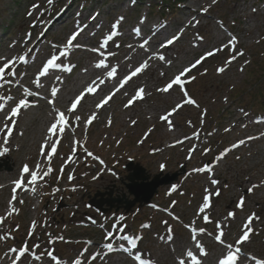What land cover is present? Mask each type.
<instances>
[{
    "label": "rangeland",
    "instance_id": "rangeland-1",
    "mask_svg": "<svg viewBox=\"0 0 264 264\" xmlns=\"http://www.w3.org/2000/svg\"><path fill=\"white\" fill-rule=\"evenodd\" d=\"M162 3V0H0V58L11 60L27 54L31 60L20 64L17 59L16 76L0 80V98H4L0 101V115L6 121L0 123V129L4 124L11 126L5 117L10 116L18 101L29 100V96H22L14 101L17 90L25 92L31 86L29 91L38 93L32 96L37 106L23 110L15 127L14 151L0 155V175L19 170L14 182L23 177L25 165L29 169L36 166L39 142L49 136L47 121H52L51 124L56 121L57 110L67 116L71 103L84 90L82 86L76 87L75 96H69L63 104L59 102L60 95L75 88L77 78H84L82 82L94 80L93 65L103 60L109 70L121 67L119 84L142 65L145 61L142 56L150 46L134 47L131 51L126 49L131 43L121 47L120 40L129 30L140 29L142 37L158 48L169 36L157 45L160 39L149 33L155 25H167L173 34L181 32L184 37L171 46L174 50L162 47L159 56L165 59L154 56L137 74V79L129 81L112 101L101 103L109 95V91L104 92L90 110L83 112V108L78 115H70L57 137L56 154L51 155L50 149L45 153V171L50 168L51 172L47 176L42 173L43 180L36 183L39 195L30 192L21 195L29 186L24 177L27 185L20 191L14 182L0 189V218H3L0 236L5 237L0 239L1 258L13 252L11 249L19 253L27 247L24 264H32L41 253L45 254L43 264L69 260L67 256L69 264L76 261L105 264L102 258L107 264H131L133 259L128 263L125 261L128 257L118 252L127 245L118 237L131 238L132 231H136L138 253L156 264H178L188 249L197 251L194 247L197 240L208 252L206 257L199 254L201 264H217L216 259L225 251L215 238L222 230L225 244H232L233 251L241 249L240 262L245 253L251 261L253 256L264 259V0H183L180 6L175 2ZM77 12L86 21L95 18V23L90 31L73 41L67 55L61 56L65 70L40 76L47 60L63 52L69 39L84 25L75 23L78 17L72 15ZM186 22H192L189 32ZM109 35L111 40L107 39ZM233 37L237 43L224 47ZM29 39L30 47L22 49ZM86 40V45L91 44L85 47ZM105 48L110 52L106 53ZM89 49L99 51L86 53ZM210 51L214 54L208 56ZM133 52L139 55L131 58L129 54ZM41 56L48 59L40 67ZM197 60L201 63L182 77L183 90L176 85L167 93L158 90ZM221 67L225 68L222 73L218 71ZM36 80L40 81L41 91ZM18 85L23 87L17 88ZM139 85H143L140 88H144L146 100L140 104L134 100L125 107ZM53 88L58 89L55 97L51 95ZM43 95L51 98L41 100ZM187 99L196 103L188 104ZM100 104L105 109L98 120H93ZM54 106L58 108L56 111ZM128 114L131 118H126ZM77 116L79 120L75 119ZM165 116L167 120L162 119ZM37 117L46 122L36 124ZM17 119L18 116L13 121ZM6 131L0 130V144ZM77 151L82 154L74 167L64 169L63 161L69 160L65 153L69 152L71 158ZM130 161L141 164L152 176L162 171L175 172L184 164L188 172L176 186L161 188L152 205L135 208L128 215L115 209L103 215L91 208L89 203L99 192L105 193L104 198H110V192L115 199L123 198L124 194L133 198L125 186L129 175L125 166ZM210 166L215 167L209 170ZM213 179L219 182L216 186L210 184ZM83 181L88 185L75 186ZM216 191L219 196L213 195ZM209 196L211 207L201 212ZM241 198L243 208L237 207ZM229 212L235 216H228ZM250 217L249 240L237 243ZM122 225L127 227L120 232L117 229ZM201 228L205 229L202 236L193 234L194 229ZM108 243L113 248L103 249L102 245ZM96 254L99 257L93 260Z\"/></svg>",
    "mask_w": 264,
    "mask_h": 264
},
{
    "label": "snow or ice",
    "instance_id": "snow-or-ice-1",
    "mask_svg": "<svg viewBox=\"0 0 264 264\" xmlns=\"http://www.w3.org/2000/svg\"><path fill=\"white\" fill-rule=\"evenodd\" d=\"M50 2H51V0H50ZM117 26L118 25H113L114 28L117 27ZM139 31H140V29H137V32H139ZM77 35H78V33L74 34L69 39V41L67 42V44L65 46V50L63 52H60L58 55H53V56H51L50 59L47 60L46 65L43 67L42 71L40 72V76L46 75L49 72V69L59 68V67L62 66V62L61 63H57V61L60 60L61 56H65V55L68 54L67 53V48L73 46V41L76 40ZM179 38H180L179 36H174V37L168 39L164 44H162L161 47H167L169 45H172ZM107 39L111 40L112 36L109 35ZM200 39H202V38H200ZM236 43H237V40H236L235 37H233L228 42V44L225 45L224 47L234 46ZM142 47H143V45H142ZM93 51H99V49H93ZM217 51H219V50H217ZM213 54H214L213 51H210V52L207 53L208 56H211ZM240 54L243 55V53H240ZM101 55H103V53H101ZM234 58L235 57H233V59ZM3 59L4 58H0V60H3ZM17 59L23 61L25 59V57L21 55L19 57H13L11 60H5V62H3V65L0 66V80H5L6 77H14V76H16L15 65H16ZM159 59L164 60L165 58H164V56L161 55V56H159ZM200 63H201V60H197L194 64H192L191 66L185 68L180 74L176 75L164 88L158 89V90L167 93L170 89L173 88V85L179 86L183 90L185 81L182 79V77L185 76L188 72L191 71L192 68L196 67V65H198ZM147 66H148L147 62H145L140 67H137L134 71H132L129 75L124 77L123 80L119 83V87H117L115 89V91H119L120 88H123L124 85L127 84V82L132 79V77H134L138 73L142 72ZM97 67L98 68H107V66L105 65L103 60H101L97 64ZM6 70H10V71H6ZM68 70L71 71V69H68ZM218 71L222 73V72L225 71V68L221 67V68L218 69ZM107 75H108L109 78H112V77L116 76V68H112L111 70L107 71ZM35 83H36L37 87L41 86L39 80H36ZM99 83L102 84V83H104V81L100 80ZM98 86L99 85H98L96 80L92 81L89 85H87L86 88L80 93V95H78L74 99V101L71 103V107L68 109V112L72 113L73 110L76 109L77 105H79L81 103V100L83 99L84 95L85 94L95 93L97 91V87ZM57 91H58V89L53 88L52 91H51V95L53 97H55L57 95ZM25 92H26L27 96H29V97L38 94V93H34L32 91H29L27 89H25ZM114 94H115L114 92L110 93L101 103L102 104H107L108 101L112 98V95H114ZM143 95H144V89L143 88H139L137 90L135 96L128 101V104H126L125 107H128L129 105H131L134 100L142 99ZM185 95H187L186 91H185ZM2 99H4V98H0V100H2ZM7 99L11 100L12 97H7ZM186 103L195 104L196 101L192 100V99H187ZM99 106L100 105H97V107H99ZM28 107H30L29 100L20 99L18 101V103H17V106L11 110L10 116L6 115L5 119H13V118H15L17 116V114L21 111V109H27ZM0 110H2V109H0ZM57 114H58V116H57L56 121L53 122L50 125L49 136L46 137L44 145H42V148L46 146V147H48L50 149L51 155H55L56 154L57 145L59 144V140L58 139H52V137H55L59 132H63L64 127L67 125V122H68V119H69V117L66 116L63 111L57 110ZM75 119L79 120L80 117L77 116V117H75ZM162 119L167 120V116L162 117ZM90 122L91 121H89V123ZM3 129L7 130L6 134H5V137H4V140H3V143L7 144L8 143V137H10L11 133H12V127L9 126L8 124H4L3 125ZM3 129H0V130H3ZM49 139H51V141H52L51 144L48 143ZM240 143H244V141H241ZM7 151H8V149L5 148L4 152H7ZM4 152H0V155H3ZM51 155H49L47 157L49 162L51 161ZM88 155H92V153H88ZM39 168H40V166L37 165L36 166V171H33V172L30 173L31 174V181L29 182L30 184H35L37 179H38V177L41 175V173L39 171ZM197 171H201V169H197ZM23 172L24 173H29L30 172V169H29L28 165H25L23 167ZM50 172H51V169L49 168L48 171L43 172V175L47 176V175L50 174ZM23 182H24V179H23V177H21V179L19 181L15 182V183H16L17 187H20V185ZM211 182H212V184H218L219 183L215 179H213ZM253 187H257V186H253ZM173 190H175V189H173ZM31 191L35 192L36 191L35 187H32ZM213 195L219 196L220 193H219V191H216ZM13 200H15V196H13ZM210 201H211V197L210 196L205 198V202L203 204V207L200 209L201 212H203L205 209H208V208L211 207V202ZM237 207H239V208H243L244 207V199L243 198H241V200L238 202ZM13 211H16V210L13 209ZM9 215H11V213H9ZM228 216L234 217L235 213L229 212ZM204 219L207 221L208 217L205 216ZM2 220H3V218H0V221H2ZM120 220L123 221L124 217H120ZM251 223H252V217H250L248 219V221L244 224L243 227H244L245 230L243 231V234L240 237V239L237 241V243H243V242L249 240V234L252 231V229L250 227ZM33 226H35V222H33ZM126 227H127V225H122V226L118 227L117 230L120 231V232H123L124 228H126ZM193 231L195 232V229ZM199 231L201 233H203V232H205V229L201 228V229H199ZM223 235H224V233L221 230L220 234L215 237L216 240L219 241L220 244L223 245L224 248H225V252L222 253L221 256L218 258L217 264H238L239 254L241 253V249L239 247H237L233 251V245L232 244H225L224 240L221 239V237ZM109 238H111V237H109ZM0 239H5V237L0 236ZM124 239L128 240L129 237L125 236ZM192 239L196 240L195 235L192 236ZM131 243H132L133 246H135L136 245V240L132 239ZM105 247L111 250L113 248V245L111 243H108V244L105 245ZM194 247H195V249L197 251L194 252L191 248L188 249L186 251V253H185V258H191V264H201V259H199L198 256H199L200 253H203V255L206 256L207 252L204 250L203 244H201L198 240L196 241V244H195ZM11 251L15 252V251H17V249H11ZM28 251H29V249L27 247L23 248L22 250L19 251V256L20 257L25 256V254ZM49 255H51V253H49ZM97 255H99V254H97ZM244 255H247V254L245 253ZM37 258L39 259V257H37ZM96 258H97L96 256L92 257L93 260H95ZM185 258H180L178 260V264H185ZM135 259L141 261V264H155V262L150 260V259L142 260L139 255H137L135 257ZM251 259L255 262V264H264V259H257L254 256L251 257ZM12 264H18V261L14 259ZM76 264H80V261H76Z\"/></svg>",
    "mask_w": 264,
    "mask_h": 264
},
{
    "label": "bare ground",
    "instance_id": "bare-ground-1",
    "mask_svg": "<svg viewBox=\"0 0 264 264\" xmlns=\"http://www.w3.org/2000/svg\"><path fill=\"white\" fill-rule=\"evenodd\" d=\"M73 15H77V17H78V19H76L75 20V23H80V24H87L83 29H82V32L80 33V36H82V34L84 33V34H86L88 31H90V26L92 25V24H94L95 23V21H96V19L94 18V20H90V22L89 21H82L83 20V16H81L80 15V13L79 12H77V13H73ZM84 19H86V18H84ZM90 19V18H89ZM89 22V23H88ZM191 23L192 22H186L185 23V25L187 26V28H188V32H189V24L191 25ZM143 27H145V25H142V28ZM168 28H169V30L167 29V25H158V26H153V27H151L150 29H149V33H151L152 34V37L153 38H159L160 39V41H158L157 42V45H160V43L162 44V43H164L165 41H164V37L166 36V37H168L169 36V38L168 39H170V38H172V35H174V36H176V34H173L172 33V31L170 30V27L168 26ZM178 31V30H177ZM172 34V35H171ZM177 36H179L180 38L178 39V40H176L175 42L177 43L179 40H181L182 38H184L183 36H181V35H178L177 34ZM128 39L130 40V41H128ZM167 41V40H166ZM32 42V40H28L26 43H24L21 47H22V49H24V48H27L29 45H30V43ZM120 42H121V47H123L124 46V44H128V43H131L132 44V46H129V47H127L126 49H128V50H130L131 51V48H134V47H138V48H144L145 47V45H147V47H149L150 46V49H146L145 50V55L144 56H142V57H145V61L143 60L142 62H141V64H143V63H145V62H149L154 56L156 57V58H159V50L160 49H162V47H160V48H158L154 43H152L151 42V40L150 39H146L145 37H142V35H141V32L139 31V32H137V30H129L126 34H125V36H124V38H122L121 40H120ZM145 43L144 45H143V47H142V43ZM86 43V42H85ZM140 46V47H139ZM30 47V46H29ZM35 47V44H33L32 46H31V48L33 49ZM164 48V47H163ZM165 48H168V50H170V49H172V50H174V48L173 47H165ZM57 49V48H56ZM62 49V48H61ZM57 50H60V49H57ZM63 51L65 50V49H62ZM69 50H71V48H68V51ZM106 53H109L110 52V49H108V48H105V50H104ZM67 53H69V52H67ZM86 53H90V54H92V53H95V52H93L91 49H89V50H87L86 51ZM96 54V53H95ZM99 54V53H98ZM129 55H131V58L132 57H137L139 54H136V52H133L132 54L130 53ZM141 55V54H140ZM46 59H48V56L47 57H45V56H41L40 57V61H39V65H40V67L42 66V63H43V61H45ZM149 59V60H148ZM31 60H29L28 59V61L26 62V63H29ZM34 62V60L32 59V62L31 63H33ZM62 62V65H64L65 64V60H63L62 61V59L60 58V60L59 61H57V63H61ZM162 64H166L165 63V61H162ZM88 65H89V63H88ZM105 65L107 66V68H98L97 67V64L96 63H94V65H93V68H92V70L95 72L94 73V80H96L97 81V83H98V87H97V91L95 92V93H92V94H85L84 95V97H83V99L81 100V103H82V105H83V107H84V111L83 112H85V111H87V110H90L91 108H92V106H94V105H96L97 103H99V98H100V94L101 93H104V92H108L109 94H110V92L113 90L114 91V95H112V98L109 100V101H112V99L113 98H115V97H117L119 94H120V92H121V90L122 89H124L126 86H127V84L129 83V81L131 82L133 79L134 80H136L137 78H136V76H134V77H132V79L131 80H129L128 82H127V84H125L124 85V87L123 88H120L119 89V91H115V89L117 88V87H119V84H117L118 83V81L122 78V75H121V67H117L116 68V76H114V77H112V78H109L108 77V75H107V71H109V69H108V67H109V65L107 64V62H105ZM66 69V67H59V68H54V69H49V72H54V71H62V70H65ZM103 72V73H102ZM100 73V74H99ZM141 73V72H140ZM139 74V73H138ZM23 77H26V76H23ZM34 77V75L32 76V77H30V78H33ZM84 80V78H77L75 81H76V85H75V88L74 89H70V90H68V91H66L65 92V94L63 95H60L58 98H59V102L60 103H64V102H67V100H68V97L69 96H71V95H73V96H75L77 93H78V91H77V89H76V87H83L84 89L86 88V86L87 85H89L92 81H94V80H88V81H84V82H82ZM100 80H103L104 81V83H102V84H100L99 83V81ZM37 86V85H36ZM141 86H143V85H139L138 86V88L137 89H139ZM23 86H17V88H22ZM31 88V86L29 87V89ZM40 88V91L42 90L41 88H42V86L41 87H39ZM29 89H27V90H29ZM144 89V88H143ZM22 96H27V94L25 93V92H23L22 90H17L16 92H15V96H14V101L15 100H17L18 98H20V97H22ZM107 97V96H106ZM51 98V96H47V97H45L44 95H43V97H42V99L41 100H49ZM146 99H144V97L142 98V99H138V100H135V102H139L138 104H140V103H142V102H144ZM167 100L169 101V100H171V98L170 97H168L167 98ZM1 101V100H0ZM35 101V99L32 97V96H30L29 97V102H30V107L32 108V107H34L35 108V106H37V104H33V102ZM137 104V105H138ZM30 107H28L27 109H29ZM58 108L57 107H55L54 106V110L56 111ZM104 109H105V106L104 105H101L100 104V106H99V110L95 113V114H93V116H94V118H93V120H95V118L98 120L99 119V115H101L102 114V112L104 111ZM23 110H25V109H21V111L17 114V116H18V119L14 122L13 121V119H8L7 120V122H10L11 124V127L12 128H14L13 129V131H12V133H11V137H10V139L8 140V143L7 144H4V143H1L0 144V152H4V149L5 148H7L8 149V151L7 152H4V154H10V152L11 151H14L13 149L15 148V143H14V140H15V137H13V135H15L16 134V132H17V128H15L16 127V125H17V123L19 122V119L21 118V114H22V112H23ZM72 114H75V115H78V112H77V110L75 109V110H73V112L72 113H69L68 111H67V116L68 117H70V115H72ZM133 114V113H132ZM132 117H133V115H132ZM41 118L42 117H37V118H34V122L36 123V124H41L42 122H46V119H44L43 121H41ZM126 118H131V115L130 114H128L127 116H126ZM121 119H123L122 117H121ZM4 122H6V121H4L3 119H2V117H1V115H0V123H4ZM48 123H47V125H51V122L52 121H47ZM50 128V127H49ZM170 128V127H169ZM49 130V129H48ZM171 129H169L168 131H170ZM40 132H42V131H40ZM60 133H62V132H59L55 137H52V139H57V137L59 136V134ZM44 142L45 141H41V142H39L40 143V147L41 148H39V151H37L36 153H35V157H38L39 158V160H37V163H36V166L37 165H39L40 166V168H39V171H40V173L42 174L43 172H45V165H44V162H45V153L47 152V150L49 149L48 147H43L42 148V145H44ZM51 139H49V141H48V143L49 144H51ZM28 146H30V144L28 145ZM28 146L27 147H25V148H28ZM17 147V146H16ZM69 152H66L65 153V155L67 156V159H69L68 161H63V165H64V169H66V170H69V169H71V168H73L74 167V165L76 164V162H77V158H78V156L80 157L81 156V153L79 154L78 153V155L77 156H74V157H69ZM39 162V163H38ZM59 163H61V162H59ZM36 166L34 167V168H30V172L29 173H24V172H22V173H24V177L28 180V183L31 181V172H33V171H36ZM18 172H19V170L18 169H15L14 170V172L13 173H10V174H6V175H0V184H4L3 185V187L2 188H4V187H9L14 181H16V180H14L16 177H17V175H18ZM41 176V175H40ZM38 177V179H37V181L36 182H39V181H41V177ZM84 183H85V181H83ZM32 187H36V185L35 184H30L29 183V186L28 187H26L25 189H24V191L21 193V195H23V196H27L28 194H29V191H31V188ZM0 189H1V187H0ZM122 240H123V238H121ZM122 242V241H121ZM108 249V248H107ZM132 252V251H131ZM130 252V253H131ZM128 254H129V252H128ZM16 255H17V253L15 254L14 252H11L9 255H7L4 259H3V261H0V264H12V262H13V260L15 259V260H17L18 261V264H20V260L19 259H21V257H18L19 259H17L16 258ZM97 256V255H96ZM99 256V255H98ZM105 256H106V254H105ZM131 256V255H130ZM67 258L69 259V260H66V259H64V260H62L61 262H58V263H56V264H69L70 262H71V260H70V258L67 256ZM101 261L102 262H105V264H107L108 263V261H106L104 258H102L101 259ZM244 261H247V263H244V264H251L252 263V261L251 260H249V258L246 256V257H244ZM39 262V261H38ZM125 262V261H124ZM123 263V262H122ZM191 263V262H190ZM38 264H42V262L41 263H38ZM72 264H76L75 262H73ZM80 264H86L84 261H80ZM89 264H92V263H89Z\"/></svg>",
    "mask_w": 264,
    "mask_h": 264
},
{
    "label": "water",
    "instance_id": "water-1",
    "mask_svg": "<svg viewBox=\"0 0 264 264\" xmlns=\"http://www.w3.org/2000/svg\"><path fill=\"white\" fill-rule=\"evenodd\" d=\"M131 168H136V172L129 177L132 184L128 187L130 192L136 196V201L131 203L128 209H131L138 201L149 203L161 185L171 184L178 179V174H174L173 176L167 175L164 178L156 176L151 183L146 184L145 181L150 177L146 175L145 170L139 166L133 167V165H131ZM136 179L142 180L143 182L137 185L135 183Z\"/></svg>",
    "mask_w": 264,
    "mask_h": 264
},
{
    "label": "trees",
    "instance_id": "trees-1",
    "mask_svg": "<svg viewBox=\"0 0 264 264\" xmlns=\"http://www.w3.org/2000/svg\"><path fill=\"white\" fill-rule=\"evenodd\" d=\"M172 0H164V2H166V3H169V2H171ZM175 1H180V0H175Z\"/></svg>",
    "mask_w": 264,
    "mask_h": 264
}]
</instances>
